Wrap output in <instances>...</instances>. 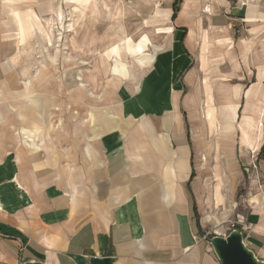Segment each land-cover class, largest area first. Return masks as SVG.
Returning <instances> with one entry per match:
<instances>
[{"label": "crops", "instance_id": "1", "mask_svg": "<svg viewBox=\"0 0 264 264\" xmlns=\"http://www.w3.org/2000/svg\"><path fill=\"white\" fill-rule=\"evenodd\" d=\"M50 2L56 3L50 11L55 21L61 22L60 0H0V264H89L91 256L103 257L109 250L113 264H169L177 260L179 251L184 257L178 264H200L204 258L195 243L197 228L192 223L189 198L184 192L191 177V150L185 143L187 121L192 133L201 124L208 129L199 114L193 113L205 101L204 88L197 90L196 82L198 74L203 85L205 74L199 57L192 52L190 30L183 23L185 19L195 21L197 16L182 11L179 13L182 19L178 16L171 22L170 13L167 14L171 26L163 25L158 31L163 35L156 38H167L171 32L162 51L161 44L155 47L146 42L136 58L125 47L112 53L109 68L115 65L120 69L128 64L129 58H138L142 67L148 64L151 56L145 54L146 48L149 51L153 48L154 55L160 51L137 86L126 82L118 85L115 94L118 123L114 128L99 138L89 137L94 143L82 144L78 119L66 115L59 107L54 116L62 119L58 121L61 124L64 119L65 123H74V131L57 133L56 144H49L41 142L44 137L38 129L40 125L42 129L46 126L53 129L47 111L50 101L44 90L50 83L47 62L26 63L22 59L24 47L32 39L41 37V43L51 44L50 30H45L39 18ZM32 5L40 7L39 14ZM50 20L53 21L44 20L47 28ZM29 21L40 27L29 28ZM183 28L187 35L181 41ZM107 37L98 44L101 54L114 43L109 36L102 44ZM74 41L77 49L83 51L84 44L79 46L75 38ZM99 47L91 51L97 65ZM217 50L220 57L226 47ZM220 59L212 62L210 68L220 69L217 63ZM103 68L108 69L107 65ZM206 75L212 83L213 73ZM95 77L86 83L92 89L102 86ZM211 86L212 93L207 96L211 95L209 100L216 102L213 83ZM35 90L37 99L32 96ZM233 92L235 98L231 100L240 102L239 89ZM244 95L245 92V99ZM58 97V101L63 98ZM263 112L264 102H247L242 117L257 120ZM130 119L136 122V127L119 126ZM222 138L226 139L221 137L219 141ZM236 139L229 137L226 142L233 144ZM190 140L191 148L201 146ZM219 146V157L216 159L215 154L211 159L213 174L218 173L223 184L225 178L233 181L239 163H242L240 174L248 172L250 177L254 176L252 150L239 144V162L232 145L229 155L220 143ZM200 155L193 164L201 166ZM203 165L207 164L203 162L199 170L202 173ZM54 175L62 176L61 180L70 184L58 183ZM197 178L189 185L194 196L198 193ZM203 192L209 195L208 188ZM256 199V206L264 204L261 194ZM252 204L250 201L249 226L264 237V206L260 214Z\"/></svg>", "mask_w": 264, "mask_h": 264}, {"label": "rangeland", "instance_id": "2", "mask_svg": "<svg viewBox=\"0 0 264 264\" xmlns=\"http://www.w3.org/2000/svg\"><path fill=\"white\" fill-rule=\"evenodd\" d=\"M94 2L98 12L97 16L87 14L83 29L81 14L74 10L76 5L72 4V1L65 3V0H60L59 7L62 8L63 12L61 22L55 21V15L50 10L55 9L56 3L50 2L45 7V14L39 16L45 30L51 31H49L50 46L47 43H41V37H37L24 47L23 62H33L35 64L41 61L47 62L46 71L50 78L49 86L44 90L45 94H48L50 101L49 109H47L50 114L49 118L55 128L52 129L46 126V129H42L41 125L38 126L41 136L43 135L44 137V141L42 140L41 142L56 144L57 133L62 131L72 133L74 131V123L69 124V121L65 123L67 119H64L61 124L58 121H62V119L54 116L59 107L65 110L66 115H75L79 120H77L78 123L76 125L80 127L77 129H80V141L82 144L94 143L95 137L99 138L102 133L114 128L118 123V105L115 100L118 85L126 82L137 86L136 80H134L136 74L137 82H139L147 71L145 69L149 68L153 60L157 58L158 53L162 51L171 33H169L167 38L160 37L156 39L163 35L158 31L164 26L161 24L153 25L154 21H168L167 14L169 13L171 22H174L182 11L185 14H195L197 16L195 21H189L188 19L183 21L187 25V29L190 30L188 40L192 46V52L199 57L202 72L205 74V76L203 75V85L199 82L201 79H199L198 74L196 81L199 83L197 90L200 87L204 88L205 101L203 102L202 100L198 105L199 109L193 113L199 114L200 120L203 121L208 129L204 126L202 127L201 124L199 129L196 127V132L192 133L187 121L185 143L191 150V177L185 185L184 192L189 198L192 223L197 228L195 229L197 239L195 243L197 242L201 257L204 258L200 264H219L209 240L215 236L226 237L234 230H239L243 234V242L246 247L255 254L259 261H264V237L256 234L252 227L249 226L252 224L249 220L250 201L254 202L251 207L257 208L260 214L264 206V204L256 206V195L261 194V197L264 196V112L261 115L263 119L259 131L253 119L244 121L242 117V112L247 102L253 104L264 102V0H254L253 3H248L247 0H154V3H146L144 0H111V2L109 0H95ZM206 5L210 8V16L205 15L203 12ZM31 8L39 14V6L32 5ZM117 8H121L123 11L122 24L126 32L125 40L121 43L114 42L111 47L106 48V53H97V58L99 59L97 65L95 53L91 51L99 47L98 44L105 35L114 33V30L110 29V25L112 21L118 20V17L113 19ZM28 12L32 14L31 10ZM85 12V10H82V13ZM50 18L53 21H49L51 24L47 28L44 20ZM179 18L182 19L180 16ZM71 20L75 26V35L67 32L68 29L66 27L71 23ZM168 24L171 26L170 22ZM182 31L181 41L187 35L186 29L183 28ZM73 37L78 41L79 46L84 44L82 46L83 51L81 49L74 50L70 46V40L74 39ZM220 37H224L226 40L221 41ZM109 39V36L103 39L102 44H105ZM146 42L155 47L161 44L160 51L154 55L152 52L153 48H150V51L148 48L144 49L145 54L151 56L149 63L144 65V67L139 65L138 58L137 60L127 59L126 70L131 73V76L126 80L121 71L117 72L126 81L114 85L111 77L112 72H110L113 68L109 70L110 65L108 64V59L112 53L121 52L122 47H125V51L131 57L136 58ZM224 46L226 51L223 55H220L221 59L217 62L220 65V69H211V63H216L215 60L220 58L218 57L217 48ZM99 48L101 49V47ZM106 65L108 67L107 72L103 70ZM194 65L196 67V62ZM211 73H213L212 76L214 77L212 79L214 93L218 98L216 102L214 100L209 101L212 96H207V93H212V83H210L209 76L206 74ZM82 74L84 79L79 77ZM73 76L78 83L82 81L88 83L89 78L96 76L100 79L103 86L97 89H92L88 86L86 89L91 90L88 93L86 90L80 89V91L72 83ZM107 86L109 87L107 88ZM235 88L240 91V102L239 100H236L238 102L231 100L233 96L235 98V92H233ZM89 92H92L93 95L90 96ZM243 92H245V99ZM34 94L32 95L34 98H39L36 90ZM58 96L63 97L62 100L58 101ZM209 103L215 110L218 127L215 133L208 131L209 127L206 119H204L205 109ZM105 113L106 115H103ZM233 114L238 116L233 117ZM119 126L134 128L137 125L134 120L130 119L119 124ZM225 126H228L227 130H225ZM41 130L44 132L42 133ZM89 137L91 139L94 138L93 141L91 139L89 141ZM193 137L196 139L193 140ZM221 137L226 139L229 137L236 139L238 137V139L231 144L223 138L219 141ZM191 138L194 143H198L201 146L197 149L191 148ZM70 141L73 142V140ZM219 143L225 148L227 155H229L232 145L233 154L235 152L234 155L237 156L238 161L241 158L239 144L243 148L246 147L252 150L253 152L251 151L250 153L254 162L252 168L256 169L254 176L252 174V177H250L251 174H248V172L240 174L239 169L241 171L240 165L242 163H239V165L237 164L238 172L236 176L234 175L232 182L222 177L225 181L224 186L218 173L215 172L213 174L214 166L213 159H211L215 154L216 159L219 157ZM261 143L262 146L259 147ZM198 153L201 154L199 157L201 166L203 162L207 164L203 165V168H205L203 173L199 171L201 166L197 165V162L192 163V161H196ZM224 168L227 169L228 167L225 166ZM54 176L53 179L58 181V183H62L65 186L70 184L65 180H61L62 176ZM196 176H198L196 182L198 193L194 196L189 185L190 181ZM205 188H208L209 195L203 192ZM216 188L220 190L222 195V204L217 203L215 200L214 190ZM254 217L258 218L257 215H254ZM216 224L221 225L220 231L215 228ZM183 257L182 252L179 251L177 260H171L172 263L169 264H178Z\"/></svg>", "mask_w": 264, "mask_h": 264}, {"label": "bare ground", "instance_id": "3", "mask_svg": "<svg viewBox=\"0 0 264 264\" xmlns=\"http://www.w3.org/2000/svg\"><path fill=\"white\" fill-rule=\"evenodd\" d=\"M72 1V0H71ZM95 0H81V2H79V1H72V4H74V5H76V7L74 8V10H76V12H79L80 14H81V17H82V20H81V22H82V29L85 27V19H86V15L87 14H90V15H96L97 16V10H96V7H95V2H94ZM110 2H111V0H109ZM146 3H154V0H144ZM195 1V0H194ZM248 1V3H253L254 2V0H247ZM68 2H70L69 0H67L66 1V3H68ZM157 3V2H156ZM194 3V2H193ZM210 3V2H209ZM117 4V3H116ZM198 7V6H197ZM203 9V8H202ZM82 10H85L86 12L85 13H82ZM164 11V10H163ZM184 12V11H183ZM204 12V14L205 15H207V16H210V8L206 5V7H205V10L203 11ZM56 14H57V12H56ZM123 11H122V9L121 8H117L116 10H115V12H114V15H113V19L115 18V17H118V20H116V21H112V23H111V25H110V29H113L114 30V33H112V34H107V35H105L104 37H106V36H110V37H112L113 38V40H114V42H116V43H121V42H123L125 39V28L123 27V24H122V20H123ZM122 18V19H121ZM29 23V28H32V29H36V28H39L40 26L39 25H37L35 22H28ZM168 21H158V20H156V21H154V24L153 25H157V24H161V25H168ZM50 24L51 23H49V26H50ZM37 26H39V27H37ZM67 29H68V31L67 32H69V33H73L74 34V32H75V26H74V23H73V21L71 20V23L70 24H68V26L66 27ZM81 29V30H82ZM76 34V33H75ZM74 34V35H75ZM78 35V34H77ZM22 39H19V42L21 41ZM75 41H74V39H71L70 40V46L75 50V49H77V47H76V45H75V43H74ZM71 48V49H72ZM72 49V50H73ZM17 52H18V50H17ZM99 52L101 53L102 52V50L100 49L99 50ZM56 58V57H55ZM53 59V58H52ZM135 64V63H134ZM110 69V68H109ZM127 65L126 66H123L122 68H120V69H117L116 68V66L114 65V67H113V69L110 71V72H112V74H111V77H112V81L114 82L113 84L114 85H117V84H119L120 82H123V81H126L127 79H129L130 78V76H131V73L130 72H128L127 70ZM137 69H138V67H137ZM103 70L105 71V72H107L108 71V69H105V68H103ZM122 72L123 74H124V77H125V79L126 80H123V78L119 75V74H117V72ZM110 76V75H109ZM78 77V76H77ZM79 77L80 78H82V79H84V75L82 74V75H79ZM72 83H73V85H75L77 88H79L78 90H86V92L88 93V91H90V90H87L86 88L88 87L87 86V84H86V82H84V81H82L81 83H78V82H76L75 80H74V76L72 77ZM134 80H136V85L138 84V82H137V74H136V78L134 79ZM102 86H103V84H102ZM109 86H107V88H108ZM80 90V91H81ZM90 94V96H92L93 94L91 93V92H89ZM209 101H211V100H209ZM262 102V101H261ZM211 103V102H210ZM210 103L207 105V107H206V109H205V118L204 119H206V122H207V124H208V127H209V131L211 132V133H215V132H217V130H218V127H217V122H216V118H215V110H214V108L210 105ZM204 107V106H203ZM203 113H204V111H203ZM204 117V116H203ZM262 119H263V117L261 116L260 118H258L257 120L255 119L254 121L256 122V124H257V129H258V131L260 130V128H261V124H262ZM245 120H247V119H244V121ZM79 121V120H78ZM51 125L53 126V128H55V126L51 123ZM225 128V130H227V128H228V126H225L224 127ZM237 129V128H236ZM243 148V147H242ZM214 195H215V200L217 201V203H220V204H222V201H223V199H222V195H221V193H220V190L218 189V188H216L215 190H214ZM215 228L217 229V231H220L221 230V225H219V224H216V226H215ZM256 230L257 231H261V230H259L258 228H256Z\"/></svg>", "mask_w": 264, "mask_h": 264}, {"label": "water", "instance_id": "4", "mask_svg": "<svg viewBox=\"0 0 264 264\" xmlns=\"http://www.w3.org/2000/svg\"><path fill=\"white\" fill-rule=\"evenodd\" d=\"M209 243L219 264H264V261H259L255 254L246 247L243 234L239 230L232 231L226 237L215 236L209 240ZM89 264H113L112 251L109 250L103 257L91 256Z\"/></svg>", "mask_w": 264, "mask_h": 264}, {"label": "trees", "instance_id": "5", "mask_svg": "<svg viewBox=\"0 0 264 264\" xmlns=\"http://www.w3.org/2000/svg\"><path fill=\"white\" fill-rule=\"evenodd\" d=\"M174 13H176V11H174ZM174 16H175V14H174Z\"/></svg>", "mask_w": 264, "mask_h": 264}]
</instances>
